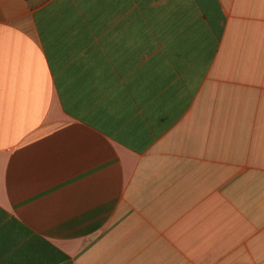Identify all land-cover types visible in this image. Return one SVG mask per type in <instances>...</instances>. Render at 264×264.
<instances>
[{
	"label": "crops",
	"instance_id": "0c3cea01",
	"mask_svg": "<svg viewBox=\"0 0 264 264\" xmlns=\"http://www.w3.org/2000/svg\"><path fill=\"white\" fill-rule=\"evenodd\" d=\"M0 264H264V0H0Z\"/></svg>",
	"mask_w": 264,
	"mask_h": 264
}]
</instances>
